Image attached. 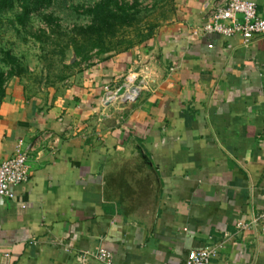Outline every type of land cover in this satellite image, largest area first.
<instances>
[{"label": "crops", "instance_id": "crops-1", "mask_svg": "<svg viewBox=\"0 0 264 264\" xmlns=\"http://www.w3.org/2000/svg\"><path fill=\"white\" fill-rule=\"evenodd\" d=\"M206 1L173 0L149 39L43 92L8 80L0 162L30 156L0 195V264H183L211 242L210 264H264V230L235 225L264 215V34L194 35ZM125 83L136 100L103 106Z\"/></svg>", "mask_w": 264, "mask_h": 264}, {"label": "rangeland", "instance_id": "rangeland-1", "mask_svg": "<svg viewBox=\"0 0 264 264\" xmlns=\"http://www.w3.org/2000/svg\"><path fill=\"white\" fill-rule=\"evenodd\" d=\"M18 1L9 6L0 0V101L11 78L43 92L68 77L75 67L73 57L82 60L143 43L169 18L173 4V0H52L45 5L30 0V12L21 20Z\"/></svg>", "mask_w": 264, "mask_h": 264}, {"label": "built area", "instance_id": "built-area-1", "mask_svg": "<svg viewBox=\"0 0 264 264\" xmlns=\"http://www.w3.org/2000/svg\"><path fill=\"white\" fill-rule=\"evenodd\" d=\"M205 19L202 26L193 31L194 35L222 34L227 36L241 35L244 42L248 43L254 38L264 34V17L259 14L257 4L253 0H226L218 3V0L206 1L204 5ZM124 91L119 94V90ZM118 91L109 90L102 98L103 106L115 102L127 103L136 100L139 88L124 84ZM136 89V92L132 91ZM29 152L19 141L18 148L8 158L0 162V195L12 197V187L25 182L29 175ZM263 214L252 217L249 220L236 221L238 231L247 232L254 225L264 230ZM220 245L215 242L190 250L183 264H210L218 254ZM95 258L102 264H115L111 252L100 248L95 253ZM85 259V256H82ZM167 264V263H164Z\"/></svg>", "mask_w": 264, "mask_h": 264}, {"label": "trees", "instance_id": "trees-1", "mask_svg": "<svg viewBox=\"0 0 264 264\" xmlns=\"http://www.w3.org/2000/svg\"><path fill=\"white\" fill-rule=\"evenodd\" d=\"M7 1H8L9 6L14 5V0H7ZM19 1L18 2L20 3V7L22 8V15H20V19L22 20L23 17L27 16L28 13L30 12V3H32V2H30V0H19ZM51 1L52 0H37V2L43 3L45 5H48ZM87 57H85V58H87ZM3 94H2V96H3Z\"/></svg>", "mask_w": 264, "mask_h": 264}, {"label": "water", "instance_id": "water-1", "mask_svg": "<svg viewBox=\"0 0 264 264\" xmlns=\"http://www.w3.org/2000/svg\"><path fill=\"white\" fill-rule=\"evenodd\" d=\"M75 59V57H73L72 58V60H74ZM124 91V87H122L118 92H119V94H121L122 92ZM141 151H142V155H141V157L142 158H145L146 156H145V153H144V151L141 149ZM137 152V151H136ZM137 154L139 155V153L137 152ZM149 164H150V162H149ZM151 165V164H150ZM152 171L154 172V169L152 168Z\"/></svg>", "mask_w": 264, "mask_h": 264}, {"label": "bare ground", "instance_id": "bare-ground-1", "mask_svg": "<svg viewBox=\"0 0 264 264\" xmlns=\"http://www.w3.org/2000/svg\"><path fill=\"white\" fill-rule=\"evenodd\" d=\"M132 92L135 93L136 92V89H134Z\"/></svg>", "mask_w": 264, "mask_h": 264}]
</instances>
